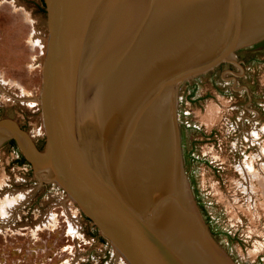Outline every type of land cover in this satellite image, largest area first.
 <instances>
[{"label": "water", "instance_id": "95a60500", "mask_svg": "<svg viewBox=\"0 0 264 264\" xmlns=\"http://www.w3.org/2000/svg\"><path fill=\"white\" fill-rule=\"evenodd\" d=\"M43 2L44 150L15 121L0 125L38 157L9 135L33 168L51 166L49 181L128 264H234L189 188L177 90L264 40V0Z\"/></svg>", "mask_w": 264, "mask_h": 264}, {"label": "rangeland", "instance_id": "374dc122", "mask_svg": "<svg viewBox=\"0 0 264 264\" xmlns=\"http://www.w3.org/2000/svg\"><path fill=\"white\" fill-rule=\"evenodd\" d=\"M46 34L43 0H0V121H15L38 151L43 55L34 38ZM254 44L235 51L237 63L181 83L175 109L193 199L234 264H264V44ZM37 176L16 138L3 139L0 205L8 198L11 212L0 214V264H126L61 187Z\"/></svg>", "mask_w": 264, "mask_h": 264}, {"label": "bare ground", "instance_id": "6f19581e", "mask_svg": "<svg viewBox=\"0 0 264 264\" xmlns=\"http://www.w3.org/2000/svg\"><path fill=\"white\" fill-rule=\"evenodd\" d=\"M36 37H35L36 39L34 38V41L36 42V44H38L41 47V49H42V55L44 57L45 56V52H46V38H42L41 36H37V35H36ZM24 96H27L28 97V94H25ZM32 101H36V99H33ZM2 125H8L11 128V131L12 132H10V131H9L10 133L9 132H6L7 130L6 129L4 130V128L2 127V128H0V135L2 133V134H5L6 135L5 137L9 136V134L10 135L18 136V135H16L13 127L10 124H6L5 123V124H2ZM5 137H1L0 140L3 139V138H5ZM18 140L20 141V144L22 145L24 151H26V153L30 157L32 156L31 159L33 158L34 160H36V157L37 156L34 153L33 154L30 153V149H29V147H28L27 144H24L23 139H20L19 136H18ZM33 156H35V157H33ZM34 168H35L36 175H38L37 177L40 178V179L51 180V178H54V176H55L54 175V172H53V170L51 168V166H49V165L48 166L43 165L42 162L41 163L40 162H36L35 165H34ZM1 200H3V199H1ZM9 203L10 202H9L8 198H7V200H5L3 202V204L1 203V205H0V214H1V217H4L7 214H10L11 211L9 212V208H10L9 205H8ZM115 252H116V250H115ZM121 258H122V260H123L124 263L128 264V261L126 260V258L125 259L123 257H121ZM68 263H69V260L66 261L65 263H62V264H68Z\"/></svg>", "mask_w": 264, "mask_h": 264}, {"label": "flooded vegetation", "instance_id": "af4514ba", "mask_svg": "<svg viewBox=\"0 0 264 264\" xmlns=\"http://www.w3.org/2000/svg\"><path fill=\"white\" fill-rule=\"evenodd\" d=\"M12 140V139H11ZM13 141V140H12ZM9 143H8V145H9V147H10V149H15L16 148V145H15V142L14 143H12V142H10V141H8ZM18 159H20V157L18 158ZM19 161H21V159L19 160Z\"/></svg>", "mask_w": 264, "mask_h": 264}, {"label": "trees", "instance_id": "16d2710c", "mask_svg": "<svg viewBox=\"0 0 264 264\" xmlns=\"http://www.w3.org/2000/svg\"><path fill=\"white\" fill-rule=\"evenodd\" d=\"M45 6V5H44ZM260 44H264V40L260 41V42H257L255 43L253 46H257V45H260ZM10 142L14 143L12 140H10ZM22 157V156H21ZM24 160V158L22 157L21 161Z\"/></svg>", "mask_w": 264, "mask_h": 264}, {"label": "built area", "instance_id": "2783aa9c", "mask_svg": "<svg viewBox=\"0 0 264 264\" xmlns=\"http://www.w3.org/2000/svg\"><path fill=\"white\" fill-rule=\"evenodd\" d=\"M245 163V162H244ZM242 166H244V164L242 165ZM241 167V166H240Z\"/></svg>", "mask_w": 264, "mask_h": 264}]
</instances>
